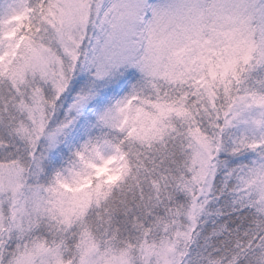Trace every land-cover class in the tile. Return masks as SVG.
Returning a JSON list of instances; mask_svg holds the SVG:
<instances>
[{"label":"snow or ice","instance_id":"6c2138e0","mask_svg":"<svg viewBox=\"0 0 264 264\" xmlns=\"http://www.w3.org/2000/svg\"><path fill=\"white\" fill-rule=\"evenodd\" d=\"M0 264H264V0H0Z\"/></svg>","mask_w":264,"mask_h":264}]
</instances>
